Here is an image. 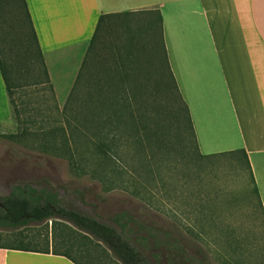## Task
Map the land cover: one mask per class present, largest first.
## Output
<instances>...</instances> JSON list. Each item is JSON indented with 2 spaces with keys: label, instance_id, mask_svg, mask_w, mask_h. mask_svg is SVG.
Here are the masks:
<instances>
[{
  "label": "trees",
  "instance_id": "16d2710c",
  "mask_svg": "<svg viewBox=\"0 0 264 264\" xmlns=\"http://www.w3.org/2000/svg\"><path fill=\"white\" fill-rule=\"evenodd\" d=\"M147 12L124 11L99 16L67 99L61 110L55 106L56 113L53 114L46 103L47 100L55 102V91L26 0H0V74L10 119L19 129L2 136L45 155L63 157L75 174L91 171L108 189L125 187L124 171L115 160L124 133L134 137L139 151L146 142L153 143L159 150L164 133L162 125L152 122L148 113L151 95L146 75L140 73H150L153 65L150 58H146L145 63L140 62L139 56L144 52L156 58L162 55L160 59L175 91L170 97L180 103L175 106L174 113H183L194 136L188 106L170 70L162 42L161 15L155 10V19L140 25L136 19ZM156 22L161 38L160 49L157 42L147 46L138 39L135 41L132 28L142 33ZM107 31L115 33L117 38L121 32H127L129 37L113 50L117 64L112 77L104 81L94 69V60L103 44V33ZM223 154H238L250 172L247 155L242 149L202 156ZM146 163L142 159L140 166ZM147 169L148 174L154 171L151 164ZM250 176L253 183L251 172ZM254 191L256 193L255 186ZM44 222H50V226L46 224L41 234V246L37 241L40 234L30 237L21 230ZM0 228L17 230L9 242L0 243V247L51 251L77 264H104L102 254L95 249L100 245L104 246L107 255L122 264H210L206 254L198 256L192 242L184 237L183 230L174 222L165 221L155 226L127 211L117 212L106 221L97 214L67 206L48 184H13L8 194L0 195ZM89 243L94 248H90ZM162 246L165 251L163 261Z\"/></svg>",
  "mask_w": 264,
  "mask_h": 264
},
{
  "label": "rangeland",
  "instance_id": "374dc122",
  "mask_svg": "<svg viewBox=\"0 0 264 264\" xmlns=\"http://www.w3.org/2000/svg\"><path fill=\"white\" fill-rule=\"evenodd\" d=\"M153 18L155 13H146L136 19L140 25ZM132 31L135 41L138 39L147 46L157 42L161 48L157 22L142 33L136 28ZM128 37L127 32H121L119 38L113 32L103 33V44L94 60V69L104 81L112 77L117 64L113 50L124 44ZM161 56L156 58L144 52L139 60L145 63L146 58H150L153 65L150 73L146 71L140 75H146L151 95L149 116L152 122H159L163 128L162 145L156 150L153 143L146 142L139 151L134 137L124 133L115 160L124 171L125 187L108 189L91 171L75 174L63 157L45 155L9 141L2 135L19 130L17 123L9 119L0 121V195L8 194L13 184H48L67 206L97 214L106 221L117 212L127 211L155 226L165 221L174 222L181 227L184 237L192 242L198 256L206 254L210 264H264V218L250 172L238 154L200 155L183 113H174L175 106L180 103L170 97L175 91ZM68 94H63L62 88L58 87L55 102L47 100L46 103L51 113H56L55 106L61 110ZM142 159L147 163L140 166ZM150 164L154 171L148 174ZM46 224L50 226V222H44L21 230L30 237L40 234L37 241L41 246V234ZM16 231L0 228V243L9 242ZM89 246L94 248L92 243ZM103 248L100 245L95 249L102 254L104 264H122L107 255ZM163 249L162 246V261L165 260Z\"/></svg>",
  "mask_w": 264,
  "mask_h": 264
},
{
  "label": "crops",
  "instance_id": "0c3cea01",
  "mask_svg": "<svg viewBox=\"0 0 264 264\" xmlns=\"http://www.w3.org/2000/svg\"><path fill=\"white\" fill-rule=\"evenodd\" d=\"M55 94H68L99 16L161 15L170 70L188 106L198 152L242 149L264 218V0H26ZM147 12V13H148ZM10 111L0 74V121ZM0 264H77L0 247Z\"/></svg>",
  "mask_w": 264,
  "mask_h": 264
}]
</instances>
